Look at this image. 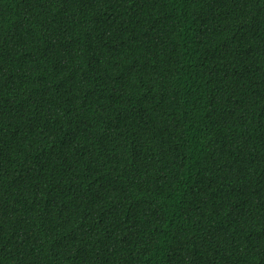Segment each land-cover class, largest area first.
Listing matches in <instances>:
<instances>
[{
    "label": "trees",
    "instance_id": "trees-1",
    "mask_svg": "<svg viewBox=\"0 0 264 264\" xmlns=\"http://www.w3.org/2000/svg\"><path fill=\"white\" fill-rule=\"evenodd\" d=\"M0 264H264V0H0Z\"/></svg>",
    "mask_w": 264,
    "mask_h": 264
}]
</instances>
